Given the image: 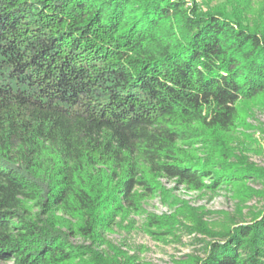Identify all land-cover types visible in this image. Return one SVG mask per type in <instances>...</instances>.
Listing matches in <instances>:
<instances>
[{"label": "trees", "instance_id": "16d2710c", "mask_svg": "<svg viewBox=\"0 0 264 264\" xmlns=\"http://www.w3.org/2000/svg\"><path fill=\"white\" fill-rule=\"evenodd\" d=\"M241 14L0 0V264H122L102 232L170 194L163 178L201 189L264 176L226 152L242 102L264 95V19ZM260 214L187 264H264Z\"/></svg>", "mask_w": 264, "mask_h": 264}, {"label": "rangeland", "instance_id": "374dc122", "mask_svg": "<svg viewBox=\"0 0 264 264\" xmlns=\"http://www.w3.org/2000/svg\"><path fill=\"white\" fill-rule=\"evenodd\" d=\"M196 1L208 9H225L235 14L240 11L252 23L264 19V0ZM241 113L237 129L225 134L229 160L264 174V95L242 102ZM195 146L199 156L208 154L204 143ZM213 180L214 177H204L206 183ZM163 182L170 194L158 192L143 201L140 213L118 215L115 223L103 230L99 248L110 260L122 264H187L193 258L206 257L208 244L224 241L221 234L232 225L251 222L264 210V176L247 177L237 185L201 189L175 179L163 178ZM73 240L92 245L90 237L78 235Z\"/></svg>", "mask_w": 264, "mask_h": 264}]
</instances>
